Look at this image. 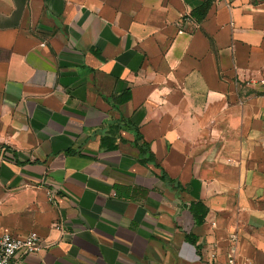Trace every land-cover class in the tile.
<instances>
[{"label": "crops", "instance_id": "crops-1", "mask_svg": "<svg viewBox=\"0 0 264 264\" xmlns=\"http://www.w3.org/2000/svg\"><path fill=\"white\" fill-rule=\"evenodd\" d=\"M31 231L21 264H264V0H0V233Z\"/></svg>", "mask_w": 264, "mask_h": 264}, {"label": "built area", "instance_id": "built-area-1", "mask_svg": "<svg viewBox=\"0 0 264 264\" xmlns=\"http://www.w3.org/2000/svg\"><path fill=\"white\" fill-rule=\"evenodd\" d=\"M41 237L37 232L31 231L24 235H14L10 232L0 233V264H21L22 258L29 253L42 249ZM215 247L211 257L215 256ZM224 264H249L246 260H239L236 246H232Z\"/></svg>", "mask_w": 264, "mask_h": 264}, {"label": "trees", "instance_id": "trees-1", "mask_svg": "<svg viewBox=\"0 0 264 264\" xmlns=\"http://www.w3.org/2000/svg\"><path fill=\"white\" fill-rule=\"evenodd\" d=\"M140 150H141V153L144 154L145 150H146V146L147 144L146 143H141V144H138ZM149 158H152V155L150 154ZM191 210L194 212L195 216L196 214L198 215L199 212L202 214V217H197V222L201 223L204 216L206 215L207 211H208V208L206 205H204L201 201H197V202H192L191 203V206H190ZM186 238L189 242L197 245V237L192 234V233H187L186 234Z\"/></svg>", "mask_w": 264, "mask_h": 264}]
</instances>
